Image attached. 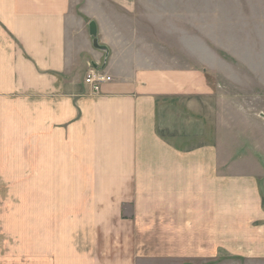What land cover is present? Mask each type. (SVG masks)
<instances>
[{
  "label": "crops",
  "instance_id": "0c3cea01",
  "mask_svg": "<svg viewBox=\"0 0 264 264\" xmlns=\"http://www.w3.org/2000/svg\"><path fill=\"white\" fill-rule=\"evenodd\" d=\"M139 4L0 0V180L29 181L41 214L26 264H133L144 245L264 262V172L230 171L215 83L141 27ZM89 65L111 76L97 94ZM59 213L72 221L48 220Z\"/></svg>",
  "mask_w": 264,
  "mask_h": 264
},
{
  "label": "rangeland",
  "instance_id": "374dc122",
  "mask_svg": "<svg viewBox=\"0 0 264 264\" xmlns=\"http://www.w3.org/2000/svg\"><path fill=\"white\" fill-rule=\"evenodd\" d=\"M138 7L149 16L142 28L160 33L162 41L174 46L171 55L203 69L215 83L220 152L229 161L236 158L230 171L235 167L237 172H264V0H140ZM91 54H85L89 61ZM28 182L0 180V264H26L28 240L42 235L41 214L26 210ZM47 215L54 222H69L73 216ZM170 247L137 246L139 254L132 263L264 264L217 246H172L176 255H158L170 252ZM220 256L224 258L217 260Z\"/></svg>",
  "mask_w": 264,
  "mask_h": 264
},
{
  "label": "built area",
  "instance_id": "2783aa9c",
  "mask_svg": "<svg viewBox=\"0 0 264 264\" xmlns=\"http://www.w3.org/2000/svg\"><path fill=\"white\" fill-rule=\"evenodd\" d=\"M109 81H111L110 75H107L104 71L89 65L84 76V83L89 88L91 94H97L100 91L102 84Z\"/></svg>",
  "mask_w": 264,
  "mask_h": 264
},
{
  "label": "water",
  "instance_id": "95a60500",
  "mask_svg": "<svg viewBox=\"0 0 264 264\" xmlns=\"http://www.w3.org/2000/svg\"><path fill=\"white\" fill-rule=\"evenodd\" d=\"M88 34L91 37V43L93 48L104 52L106 59V57L108 56V48L105 45L99 43L97 37V25L94 20H90L88 23Z\"/></svg>",
  "mask_w": 264,
  "mask_h": 264
}]
</instances>
